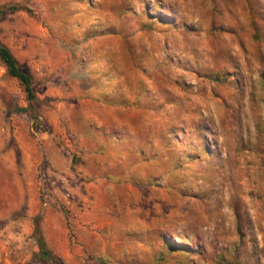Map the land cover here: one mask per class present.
<instances>
[{"label":"rangeland","instance_id":"374dc122","mask_svg":"<svg viewBox=\"0 0 264 264\" xmlns=\"http://www.w3.org/2000/svg\"><path fill=\"white\" fill-rule=\"evenodd\" d=\"M0 5V264H264V0Z\"/></svg>","mask_w":264,"mask_h":264},{"label":"trees","instance_id":"16d2710c","mask_svg":"<svg viewBox=\"0 0 264 264\" xmlns=\"http://www.w3.org/2000/svg\"><path fill=\"white\" fill-rule=\"evenodd\" d=\"M17 8V5H0V16H2L6 12V10H15ZM0 60L4 63L8 75L15 77L23 86L29 104L28 107L30 109H33V103L36 99V92L33 85L32 76L27 68L16 59L10 48L2 42H0ZM34 118L37 117L34 116ZM38 237V243L41 247V252L47 255L49 253V250L45 246V241L42 235Z\"/></svg>","mask_w":264,"mask_h":264}]
</instances>
